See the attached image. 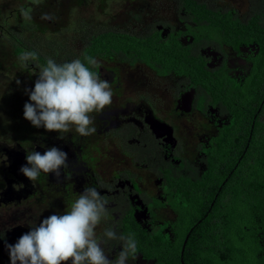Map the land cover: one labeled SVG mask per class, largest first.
<instances>
[{"label": "flooded vegetation", "instance_id": "obj_1", "mask_svg": "<svg viewBox=\"0 0 264 264\" xmlns=\"http://www.w3.org/2000/svg\"><path fill=\"white\" fill-rule=\"evenodd\" d=\"M16 1L29 4L23 6L35 18L31 25L17 22L21 43L4 38L0 25V63L16 80L8 82L11 94L35 82L36 61L46 65L51 57L62 64L53 57L58 51L67 54L63 63L81 60L86 29L112 35L120 46L132 45L135 32L157 36L163 47L178 46L173 66L181 60L189 68L183 75L169 63L156 69L132 56L133 47L125 48L126 56L111 49L95 57L94 72L113 92L110 105L89 114L95 133L81 136L75 126L67 133L37 128L24 110L13 118L15 130L0 129V264H11L5 241L15 244L30 222L70 210L86 187L108 200L97 237L110 227L134 235L138 256L127 264H187L186 256L189 264L214 262L207 258L226 250L230 217L244 230L264 224L258 215L264 214V165L255 161L264 155V0H75L72 10L70 0H61L62 11L55 0ZM77 2L83 14L75 18ZM45 13L53 18L42 19ZM229 13L242 20L254 14L261 29L236 32L234 17L232 26L225 25ZM228 27L232 34L225 38ZM27 51L38 59L20 61ZM21 74L31 82L18 80ZM53 146L68 153L67 167L59 178L41 172L33 184L19 171L26 155ZM252 167L256 172L246 181ZM233 197L239 205L234 209ZM111 245L108 255L115 262L122 245Z\"/></svg>", "mask_w": 264, "mask_h": 264}, {"label": "clouds", "instance_id": "obj_2", "mask_svg": "<svg viewBox=\"0 0 264 264\" xmlns=\"http://www.w3.org/2000/svg\"><path fill=\"white\" fill-rule=\"evenodd\" d=\"M38 0H33L37 3ZM25 20L31 19L30 9H20ZM42 19L53 17L45 13ZM38 53L27 51L19 56L22 62L36 61ZM89 65L97 60L86 56ZM19 83V81H17ZM30 101L24 105V117L35 127L47 131L67 133L75 126L81 136L96 132L89 115L103 110L112 103L110 83L90 70L80 59L58 64L51 57L41 67L34 89L26 90ZM63 138V136H61ZM27 163L19 171L35 184L41 172L61 176L68 165V153L50 147L43 154L32 151L26 155ZM108 200L96 188L86 187L63 214H51L38 224L29 223L30 230L15 244L7 243L11 264H127L138 256L134 235L118 234L113 227L104 230L98 238L96 229L107 216ZM112 241L121 242L118 259L113 262L108 252ZM107 249V251H106Z\"/></svg>", "mask_w": 264, "mask_h": 264}, {"label": "trees", "instance_id": "obj_3", "mask_svg": "<svg viewBox=\"0 0 264 264\" xmlns=\"http://www.w3.org/2000/svg\"><path fill=\"white\" fill-rule=\"evenodd\" d=\"M78 6H79V2H77ZM24 9H28L25 6H23ZM21 8H19L18 10H20ZM32 9V8H31ZM230 12V11H229ZM32 15V14H31ZM224 15V14H222ZM33 16V15H32ZM230 17L233 19V17L235 18V21H233L236 24H239L237 26V28H235V31L238 30V27L240 28V30H248L250 29L251 31L254 30L255 26H259L258 21L254 18L256 17V15L252 14L249 17H245L243 20L240 19V17L238 15H233L232 13H229V15H225L224 19L229 22L228 24L225 25H229L232 26V20L230 19ZM35 16L31 17L30 20L34 19ZM30 20H25L24 17L21 14V20L20 23L22 24V26L28 25L30 23ZM18 22V24H20ZM0 25H2V28L5 27V35L4 38H7L10 42H22V40L24 39V36H19L15 31L17 29V23L9 26L6 24V21H0ZM244 26V28H243ZM229 31L226 30H222L225 34V38H228L232 32L230 29V27L227 28ZM259 29L260 26H259ZM238 32V31H236ZM262 33V32H260ZM99 33H97L96 31L92 30V29H86L85 31V37H86V41L84 43L85 45V52L83 53V55L81 56V61L83 63H85L86 66H88L90 68L91 71L94 72L95 67L92 65H89L87 63V61L85 60L86 56H90L95 58L96 56L99 55H105L109 53V50H115L117 52H123L124 54L123 56H126L127 53L125 52V48L126 47H133V50L131 52L132 56H135L137 59H143L145 60L147 63H149L152 67L159 69L160 66L163 65H170V68L175 69L177 73L183 75L185 73H187V69L189 68V63L185 61H181L178 60L177 63L178 65L176 67L173 66V64L175 63V56L176 53L178 52V46L177 45H169L167 47H163L161 46V43L158 42V38L157 36L155 37L154 35L153 38L151 39V37H143L140 33V35H137L136 32L133 33L135 34V36H131V43L132 45H125V46H120L116 40L114 39L115 45L112 43L111 41V37L112 35H107L105 33H101L100 35H98ZM139 37V38H138ZM212 38H215L214 36ZM158 45L161 46L164 51L162 53H160L159 49H158ZM173 54V57H172ZM67 56L60 55V52H55L53 54V57H57V58H61V63H63V59ZM64 57V58H63ZM77 57V56H76ZM167 57V58H166ZM72 58V57H71ZM164 59H168V62L164 63ZM3 64L0 63V91L3 92V98L5 99H9L10 93L13 89V87L8 84V82H11V78H13L11 75L9 76L8 74H6L2 68ZM16 80H14L15 82ZM7 96V97H6ZM13 96V95H12ZM13 99H18L17 95H15L13 97ZM255 161H256V165L262 167L264 165V155L260 157V159H258V157H255ZM254 169H256V167H252L250 171H248V173L246 174L249 178L246 179V181L250 180V177L254 175V173L256 171H254ZM236 182V181H235ZM249 183L247 182V185ZM235 185V184H234ZM235 189L237 191H239L240 189L237 188L235 186ZM247 194V192H245ZM245 194V195H246ZM236 198H232L231 202H230V208H237L239 207L238 205V201L237 203L234 202ZM248 199H250L249 194H247V198L246 200L248 202H250ZM237 200V199H236ZM242 212L244 213L245 211L242 210ZM249 215L251 214L250 212ZM258 215H264V214H258ZM254 216L249 217L250 219L253 218ZM264 223V222H263ZM230 225V224H229ZM236 224L232 225V228L228 227V231H235L238 232L240 227L234 226ZM257 228L255 230L256 236L252 237V234H247L244 233L242 236L237 235V240L239 241H243V248H245V253L244 256L241 257L239 256L238 253L235 252L237 245L235 243H230V239L228 236V243L226 244L225 248L226 250L224 251V253H221L222 257H219L215 254H213V257H208L207 260H213L215 259L214 262H212V264H264V232H263V227L264 224H261L260 222L257 223ZM261 227V228H260ZM247 231H251L250 229H247ZM254 254L258 255V258H254L252 259V256ZM186 256V263L189 264V260H187ZM240 258V261H237ZM209 262H198V264H208Z\"/></svg>", "mask_w": 264, "mask_h": 264}, {"label": "rangeland", "instance_id": "obj_4", "mask_svg": "<svg viewBox=\"0 0 264 264\" xmlns=\"http://www.w3.org/2000/svg\"><path fill=\"white\" fill-rule=\"evenodd\" d=\"M23 1L24 0H21V2H23ZM27 1L30 2V0H27ZM74 2H75V0H70L71 10L73 8ZM23 5L30 6L29 4H26V3H18V1H16V0H0V19L2 21H6V24L9 25V26L17 23L18 21L20 22V20H21V11L18 10V9L22 8ZM58 7H60L61 8L60 11H62L61 0H55V8H58ZM89 8H90L91 11L92 10L94 11V7L93 6H91ZM29 9L30 8L28 7L27 10H29ZM31 11L32 10L30 9V13H31ZM82 14H83V8L78 6L75 9V18L80 17ZM87 15H90L92 17V13L90 11H87ZM17 16H19L18 20H16ZM73 24H74V22H71V24L69 25L70 26L69 30H73L75 28V24L74 25ZM75 35H76L75 33L70 32V31L66 34V36L69 39H73ZM3 51H4L3 43H1V41H0V62L2 60L3 54L5 53ZM44 66H46L44 64V62L42 64H39L36 61L35 68H38V73L40 72L41 67H44ZM38 73L35 75V77H36L35 81L38 79V76H39ZM133 73H134V77L135 78L139 77V72L138 71L134 70ZM7 74L10 76V73H7ZM20 78L26 83H30L31 82L29 76H23L22 77V74H21V76L18 78V80ZM11 82H14V79L11 78ZM31 83H32V85L34 87L35 84H33V82H31ZM23 86H25V85H23ZM19 87H22V85L20 84L15 89L19 100L13 99V97L15 95L11 94V93H10V95H8V96H10L9 99H5V98H2L0 96V106L2 107L0 109V123H2V125L0 126V129H5V128L9 127L11 129V131L15 130L16 126L14 125L15 122L13 121V118L16 119L17 113L20 112V110L23 109L22 106L24 107L26 102H31L29 93L26 90H23V89H21L22 92L19 93V90H18ZM28 89H32V88L29 86ZM22 100H23L24 103L22 102ZM5 123L8 126L5 125ZM0 133H1V131H0ZM0 137H4L5 138L4 135H0ZM230 220H231L230 225H229L230 228H232L233 224H237L238 223V221H235L231 217H230ZM239 227H240L239 229H241V234L242 235L244 233H247V234H252V237L256 236L255 230H252V228L250 226L248 227V229H250L251 231H247V229L244 230L242 225H239ZM227 234L229 236L230 243H235L237 245V248H236L235 252L239 254V256L241 257V260H242V257H245L244 256L245 248H243V241L237 240V235L239 234V232H235V231L231 230V231H228ZM237 261H240V258Z\"/></svg>", "mask_w": 264, "mask_h": 264}, {"label": "crops", "instance_id": "obj_5", "mask_svg": "<svg viewBox=\"0 0 264 264\" xmlns=\"http://www.w3.org/2000/svg\"><path fill=\"white\" fill-rule=\"evenodd\" d=\"M33 84H35V82H33ZM31 88L34 89L32 83H31ZM22 110H24V108ZM22 110H20V111H22Z\"/></svg>", "mask_w": 264, "mask_h": 264}, {"label": "water", "instance_id": "obj_6", "mask_svg": "<svg viewBox=\"0 0 264 264\" xmlns=\"http://www.w3.org/2000/svg\"><path fill=\"white\" fill-rule=\"evenodd\" d=\"M18 159V158H17ZM17 159L15 160V162H17Z\"/></svg>", "mask_w": 264, "mask_h": 264}]
</instances>
